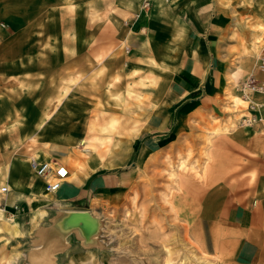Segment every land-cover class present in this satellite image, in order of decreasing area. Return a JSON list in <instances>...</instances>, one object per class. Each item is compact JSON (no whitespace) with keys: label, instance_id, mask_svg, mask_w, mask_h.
<instances>
[{"label":"rangeland","instance_id":"1","mask_svg":"<svg viewBox=\"0 0 264 264\" xmlns=\"http://www.w3.org/2000/svg\"><path fill=\"white\" fill-rule=\"evenodd\" d=\"M81 2L0 0V148L4 170L14 155H25L28 161L37 155L72 171L76 167L69 165L70 160L86 163L88 174L118 166L135 171L132 181L95 211L101 220L97 241L73 245L64 264H168L170 253L171 264H184L187 257L186 264H224V257L213 253L209 245L204 248L202 242L201 216L205 207L212 206L210 200L204 203V196L221 185L240 183L248 189L259 179L264 182V131L259 130L258 143L251 144L262 151L252 152L236 134L241 126L250 127L244 122L246 116L236 121L217 118L212 126L196 123L194 130L185 131L159 153L140 160L136 148L146 125L142 122L139 132L133 129L140 125V118L154 111L152 89L157 83L138 82L132 75L125 100L112 92L105 74L106 43L99 42V53L92 60V44L76 45L75 37L77 31L86 33L95 23L99 40L106 42L115 28L107 21L106 2L101 3L104 12L98 16H91L88 0ZM248 3L262 16L257 21L263 22L264 0ZM134 14L124 18L122 25L129 27ZM29 36L35 37L34 43H26ZM259 41L258 62L264 70L263 37ZM75 70L83 75H75ZM91 71L99 75H91ZM245 80L239 86L242 94H255L247 92ZM113 117L118 121L112 139H99L107 135L102 127L109 126ZM258 129L262 128L258 125ZM123 142L132 146L130 150H122ZM206 165L207 177L195 182L189 193L178 188L176 179L181 174L192 176ZM254 197L264 198V186L254 191Z\"/></svg>","mask_w":264,"mask_h":264},{"label":"crops","instance_id":"2","mask_svg":"<svg viewBox=\"0 0 264 264\" xmlns=\"http://www.w3.org/2000/svg\"><path fill=\"white\" fill-rule=\"evenodd\" d=\"M250 1L151 0L150 9L144 11L142 0H88L91 16L103 13L101 3L106 2V18L115 30L106 42L100 41L93 23L88 32L77 31L75 44L89 41L93 60L99 42L106 43L105 74L112 92L125 100L132 75L138 82L144 76L157 83L152 89L154 111L139 119L146 125L136 148L140 160L194 130L196 123L212 126L217 118L227 121L250 115L263 121L243 125L236 134L252 152L262 151L252 145L260 139L259 130L264 131V98L244 96L239 87L252 73L264 80L256 50L257 38L264 39V30L257 26L264 20L257 21L262 16ZM135 12L140 15L129 27L123 26V19ZM30 27L29 21V31ZM34 42L35 37H27V44ZM93 71L91 75H99ZM74 74L80 73L75 70ZM121 148L131 147L123 142ZM3 165L0 148V188L9 187L8 192H0V222L10 226V231L0 232V264H64L70 248L85 242L69 214L89 211L97 216L98 207L135 174L119 166L98 169L64 179L57 191L47 192L46 180L35 174L25 155H14L5 170ZM263 183L259 179L248 189L230 183L204 196V203L210 200L212 206L205 207L201 216L202 242L204 248L209 245L213 253L224 257V264H264V198L254 197Z\"/></svg>","mask_w":264,"mask_h":264},{"label":"bare ground","instance_id":"3","mask_svg":"<svg viewBox=\"0 0 264 264\" xmlns=\"http://www.w3.org/2000/svg\"><path fill=\"white\" fill-rule=\"evenodd\" d=\"M261 25V27H262V29L264 30V24H260ZM257 39H260V36L257 38ZM257 42H260V41H257ZM264 47V46H263ZM261 51V50H260ZM253 59V58H252ZM250 60V59H249ZM147 74V73H146ZM140 81H142V83L143 82H147L148 81V78L147 77H140V79H139ZM150 83V82H149ZM146 85V84H145ZM132 88H133V86H132ZM136 91V90H135ZM142 93V92H141ZM140 93V94H141ZM235 98V97H234ZM234 98H233V100H234ZM240 101V100H239ZM236 105V104H235ZM210 115V114H209ZM263 120V119H262ZM117 119H115V117H113V118H111V121L108 123L109 124V126H107V125H105V126H103L102 127V130H106V131H108L107 132V135H100V136H98V138L99 139H101V140H104V141H110L111 139H112V134H111V131H112V128H114V126H115V124L117 123ZM111 125V126H110ZM141 126H142V124L140 123V125H139V123H137L135 126H134V132H139L140 130H141ZM111 127V128H110ZM132 133V132H131ZM126 135V134H125ZM124 135V136H125ZM217 137H219V136H217ZM220 137H221V135H220ZM219 137V138H220ZM222 139V138H221ZM214 140H216V139H214ZM213 140V141H214ZM219 140V139H218ZM225 140V138L223 139V141ZM219 142V141H218ZM217 142V143H218ZM220 143H222V145H223V147L225 146V144L221 141ZM215 145V144H214ZM209 146V145H208ZM132 147V146H131ZM221 149V147L218 149V150H220ZM61 156V155H60ZM38 157V156H37ZM84 158V157H83ZM211 161V160H210ZM70 162V164L69 165H72V166H75L76 168H74L75 170L74 171H72V170H70V169H68V168H66L65 166H63L62 167V173L64 174V175H66L65 176V179H67V180H73V179H77V178H79V176L80 175H82V174H88V172H89V169H88V166H87V164L86 163H81L80 161H79V163H76V162H74L73 160L71 161H69ZM188 165V164H187ZM213 165V164H212ZM103 167V166H102ZM179 169H181L180 167H179ZM187 170V169H186ZM78 171V172H77ZM189 171H190V169H189ZM180 172H181V170H180ZM179 172V173H180ZM192 172H194V171H192ZM213 172H215V171H213ZM191 173V172H190ZM209 173V170H208V166L206 165L205 167H204V169H203V171L201 172V171H198V170H196L195 171V173L191 176V175H188V174H181L180 175V177L178 178V179H176V181H177V186H178V188L181 190H184V191H187L188 193L191 191V189L193 188V187H196V186H194L195 184H197V183H195V182H199V181H202V180H200V179H205L206 177H207V174ZM211 174H213L212 172H211ZM210 174V175H211ZM34 176V175H33ZM196 178V180H194ZM194 180V181H193ZM201 183V182H200ZM200 185V184H199ZM198 186V185H197ZM201 186V185H200ZM201 187H204V185L202 184V186ZM178 190V189H177ZM179 193H180V191H178ZM169 193H171V192H169ZM200 193V191L198 192V194ZM190 194H192V193H190ZM171 195V194H170ZM193 195H194V193H193ZM194 197V196H193ZM197 199V198H196ZM195 199V200H196ZM170 202L171 203H173L171 200H170ZM199 202V201H198ZM94 216V215H93ZM96 217V216H95ZM98 217V216H97ZM79 224H78V227L80 228V231H81V233H82V235H84V238H85V242L87 243V244H92V243H95L96 241H97V238H98V233H99V231H100V228H101V224L99 223V221H98V219L97 218H94V217H90V219H89V217L87 218H85V217H83L82 219H80L79 221H77ZM1 231H10V226H9V224H7V223H2V222H0V232ZM17 234V233H16ZM172 254L170 253V256H169V258L167 259V262H168V264H171L170 263V260H171V258H172V256H171ZM190 256V255H189ZM16 258V257H15ZM153 258V257H152ZM124 260H130L129 258H126V257H124L123 258ZM149 260V259H148ZM189 260H190V258H186L185 260H182V263H184V264H186V263H188L189 262ZM197 264H200V262H197Z\"/></svg>","mask_w":264,"mask_h":264},{"label":"built area","instance_id":"4","mask_svg":"<svg viewBox=\"0 0 264 264\" xmlns=\"http://www.w3.org/2000/svg\"><path fill=\"white\" fill-rule=\"evenodd\" d=\"M150 7L151 0H142L141 8L144 11L149 10ZM139 15L140 13H136L134 14L133 18L136 19ZM261 61L263 63L262 65H264V54L261 56ZM244 87L248 93L261 94L264 98V80L260 79L255 74L252 73L246 78ZM262 105L264 106V101ZM252 106H257V104H253ZM260 119L262 118L255 115H250L246 116L244 122L252 125ZM31 166L36 175L46 180L45 190L47 192H55L61 187L66 176L61 171L64 165H61L59 162L41 160L38 157H33L31 160ZM8 190L9 187L7 185H3L0 188L1 193H6Z\"/></svg>","mask_w":264,"mask_h":264},{"label":"water","instance_id":"5","mask_svg":"<svg viewBox=\"0 0 264 264\" xmlns=\"http://www.w3.org/2000/svg\"><path fill=\"white\" fill-rule=\"evenodd\" d=\"M69 216H72V219L73 220H75V225H76V227L77 228H79L78 227V222L77 221H79L80 219H82L83 217H89V219H90V217H94V218H97L98 219V221H99V223L101 224V220H100V218L99 217H95V216H93L89 211H82V212H75V213H72V214H69ZM79 230H80V228H79ZM80 233H81V231H80ZM81 235H82V233H81ZM83 237H84V235H82ZM85 239V238H84ZM84 243H86V242H84ZM87 244V243H86Z\"/></svg>","mask_w":264,"mask_h":264}]
</instances>
